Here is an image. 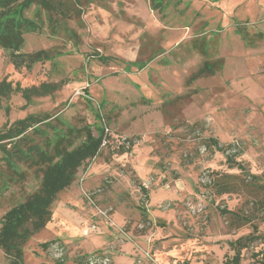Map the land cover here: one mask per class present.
I'll return each mask as SVG.
<instances>
[{"label":"rangeland","instance_id":"374dc122","mask_svg":"<svg viewBox=\"0 0 264 264\" xmlns=\"http://www.w3.org/2000/svg\"><path fill=\"white\" fill-rule=\"evenodd\" d=\"M68 1L63 28L53 34L44 24L25 35L23 52H61L53 64L15 68L0 48V79L12 87L66 79L28 104L19 91L0 99V128L39 113L76 128L105 126L107 136L57 195L50 223L24 245L23 264H85L91 254L110 264H224L252 225L232 226L222 210L246 209L250 195L213 192L214 172L241 173L206 143H234L245 170L264 177V0H166L162 9L150 0ZM96 54L123 61L102 64ZM137 58L148 60L139 70L127 63ZM217 58L218 72L187 82ZM23 171L3 191L0 215L36 188V168ZM256 224L240 264L264 248V221ZM0 264H8L1 249Z\"/></svg>","mask_w":264,"mask_h":264},{"label":"trees","instance_id":"16d2710c","mask_svg":"<svg viewBox=\"0 0 264 264\" xmlns=\"http://www.w3.org/2000/svg\"><path fill=\"white\" fill-rule=\"evenodd\" d=\"M150 1L153 9H162L167 3L166 0ZM70 3L68 0H0V48L15 68L30 69L34 64L44 61L53 64L55 58L61 55L55 48H42L31 52H23L22 48L25 35L42 31L44 24H47L51 33H56L62 26V20L70 16L73 6ZM31 9L34 12L29 16L27 12ZM64 29L69 35H74L65 25ZM237 30L245 39L246 34ZM199 49L206 51V44L200 42ZM96 59L102 64L123 61L100 54H96ZM147 62L148 60L137 58L127 63L139 70ZM222 66V58L203 60L188 77L187 82L213 75ZM65 83L66 79H60L20 88L12 87L6 78H2L0 99L7 98L13 91H19L28 104L33 97L52 95ZM7 109L5 108L6 112ZM96 116L101 118L100 113ZM106 136L105 126L85 123L76 128L63 121L59 122L58 118L52 122L50 116L39 113H29L0 128V197L13 182L24 178L23 167L36 168L38 177L36 188L13 201L0 215V249L8 264H23L24 245L52 220L51 207L57 195L72 185L80 167L98 155ZM206 145L210 151H225L228 165L238 168L242 175L214 172L210 180L213 192L221 195L244 189L250 195L247 200L250 206L246 209L222 210V213L228 215L232 226L237 227L244 223L252 225V230L247 235L240 236L233 242L234 253L224 260V264H240L242 249L247 248L258 237L256 221H264V177L245 170L240 160L236 159L240 151L234 143L221 146L217 139L209 138ZM128 149L129 147L121 146V152ZM50 242L46 241L41 245L47 248ZM251 258L249 264H264V248L252 252ZM84 262L86 264V259Z\"/></svg>","mask_w":264,"mask_h":264},{"label":"built area","instance_id":"2783aa9c","mask_svg":"<svg viewBox=\"0 0 264 264\" xmlns=\"http://www.w3.org/2000/svg\"><path fill=\"white\" fill-rule=\"evenodd\" d=\"M90 194L91 193L87 194L89 199H90ZM86 264H110V260L106 255L91 254L87 257Z\"/></svg>","mask_w":264,"mask_h":264},{"label":"crops","instance_id":"0c3cea01","mask_svg":"<svg viewBox=\"0 0 264 264\" xmlns=\"http://www.w3.org/2000/svg\"><path fill=\"white\" fill-rule=\"evenodd\" d=\"M72 187H70V189H71ZM70 189H68V190H70ZM50 223V222H49Z\"/></svg>","mask_w":264,"mask_h":264}]
</instances>
